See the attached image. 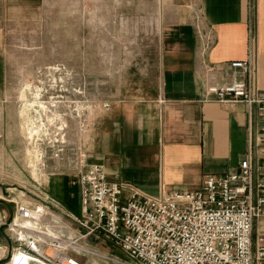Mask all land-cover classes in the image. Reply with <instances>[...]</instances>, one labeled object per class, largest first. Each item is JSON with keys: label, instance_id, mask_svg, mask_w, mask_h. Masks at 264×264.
I'll return each instance as SVG.
<instances>
[{"label": "rangeland", "instance_id": "1", "mask_svg": "<svg viewBox=\"0 0 264 264\" xmlns=\"http://www.w3.org/2000/svg\"><path fill=\"white\" fill-rule=\"evenodd\" d=\"M166 7L161 0H49L38 25L7 33L0 198L14 219L7 226L9 212L0 205V264H12L14 239L25 231L74 242L82 264H136L104 236L83 237L78 179L84 155L98 164L102 126L117 106L158 88ZM31 118L45 125L38 137ZM17 204L44 208L34 229H22Z\"/></svg>", "mask_w": 264, "mask_h": 264}, {"label": "crops", "instance_id": "2", "mask_svg": "<svg viewBox=\"0 0 264 264\" xmlns=\"http://www.w3.org/2000/svg\"><path fill=\"white\" fill-rule=\"evenodd\" d=\"M48 1L0 0V85L7 33L38 25ZM161 1L167 7L162 11L160 84L147 98L117 106L110 126H102L107 130L95 158L110 180L151 195L162 189L195 191L207 175L239 169L248 152L247 107L203 102V96L207 82L222 85L238 78L228 63L248 57L250 18L257 86L264 92V0ZM208 66L215 67L214 73L207 74Z\"/></svg>", "mask_w": 264, "mask_h": 264}, {"label": "built area", "instance_id": "3", "mask_svg": "<svg viewBox=\"0 0 264 264\" xmlns=\"http://www.w3.org/2000/svg\"><path fill=\"white\" fill-rule=\"evenodd\" d=\"M251 23L250 18L248 57L228 63L238 78L222 85L207 82L203 96V102L247 107L248 152L239 169L207 175L195 191L162 189L151 195L110 180L103 165H88L84 155L76 219L83 237L104 236L136 264H264V92L257 86ZM205 70L212 74L215 67ZM30 212L17 204L15 217L29 219ZM14 242L11 256L17 253L20 264H82L75 243L67 239L25 231ZM50 248L55 255L48 253Z\"/></svg>", "mask_w": 264, "mask_h": 264}, {"label": "bare ground", "instance_id": "4", "mask_svg": "<svg viewBox=\"0 0 264 264\" xmlns=\"http://www.w3.org/2000/svg\"><path fill=\"white\" fill-rule=\"evenodd\" d=\"M39 112H40V116L39 117H41L42 116V110H39ZM39 119L40 118H38V119L36 118V120L33 119V118L30 119L31 120V124H32V126L34 128V131H35L34 137L35 136L38 137L40 135V133L42 132V130H43V125L44 124H40V122L38 121ZM42 122H44V121H42ZM44 212H45V210L42 207H40L38 211H36V210L35 211H31L30 212V218L29 219H25L26 221L23 224H21L22 229H29V230L30 229H34L35 228V225L34 224H36L37 222H39L42 219ZM16 220H17V223H18L19 222L18 219H16ZM50 254L51 255H55L54 250L50 249ZM20 262L21 261H18V254L16 253L15 256H14V259L12 261V264H20Z\"/></svg>", "mask_w": 264, "mask_h": 264}, {"label": "water", "instance_id": "5", "mask_svg": "<svg viewBox=\"0 0 264 264\" xmlns=\"http://www.w3.org/2000/svg\"><path fill=\"white\" fill-rule=\"evenodd\" d=\"M0 205L4 206L8 212H9V219L7 221V224L12 223L13 219H14V211L12 209V207L10 206V204L6 201L0 198ZM6 226V225H4ZM0 231L3 233V228H0Z\"/></svg>", "mask_w": 264, "mask_h": 264}, {"label": "flooded vegetation", "instance_id": "6", "mask_svg": "<svg viewBox=\"0 0 264 264\" xmlns=\"http://www.w3.org/2000/svg\"><path fill=\"white\" fill-rule=\"evenodd\" d=\"M5 208V207H4ZM6 209V208H5ZM7 210V209H6ZM7 212H8V210H7Z\"/></svg>", "mask_w": 264, "mask_h": 264}]
</instances>
